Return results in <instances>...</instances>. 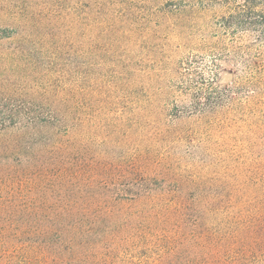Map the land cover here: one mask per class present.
<instances>
[{
  "label": "rangeland",
  "instance_id": "1",
  "mask_svg": "<svg viewBox=\"0 0 264 264\" xmlns=\"http://www.w3.org/2000/svg\"><path fill=\"white\" fill-rule=\"evenodd\" d=\"M260 11L264 0H0V99L63 118L66 158L47 166L67 181L29 201L112 211L103 262L88 264H264ZM39 243L23 236L0 264H62Z\"/></svg>",
  "mask_w": 264,
  "mask_h": 264
},
{
  "label": "trees",
  "instance_id": "2",
  "mask_svg": "<svg viewBox=\"0 0 264 264\" xmlns=\"http://www.w3.org/2000/svg\"><path fill=\"white\" fill-rule=\"evenodd\" d=\"M244 7L247 9V6ZM258 14L260 17L264 15L262 11ZM9 37L6 33L0 39ZM225 90L229 93L226 96L230 95L231 90ZM24 105L14 104L9 98L0 99V222H24L19 228L9 225L0 232L2 236L0 247L4 248L0 250V254H4V257L9 252L17 254L20 249V238L33 236L40 240L39 245L48 252H53V257L62 264H88V260L103 262L102 253L96 252L102 241L111 234V228L104 229L101 226V222H107V218H111V210L101 212L106 208L86 207L83 204L55 206L47 204L48 198H38L40 204L29 201L35 186L46 185L54 180L58 184L67 181V178L65 176L61 178L59 173L49 175L50 168L47 166L50 161L59 165L66 157L59 155L65 147L61 143V134L58 135L56 132L63 124L62 116L32 111ZM70 114L71 112L68 115ZM63 116L67 117L65 114ZM51 127L54 128L50 130L52 135L41 137L42 140L37 144L40 148H34L37 145L33 146L30 141L36 135L48 132V130L41 132L43 129ZM25 155L26 158L23 157ZM118 181L126 182L128 178L121 177ZM107 197L109 196L106 192L100 194L102 200ZM121 197L126 199L125 195ZM38 222L41 223L36 224ZM95 235L102 237L96 240L93 239ZM89 250L93 253H89ZM64 252L67 253V257L59 258ZM90 254L96 256L91 257ZM22 259L27 263L37 260L34 255L32 258L26 255ZM169 259L173 258H166L164 264L172 263H167ZM184 261L180 260L184 264H205L204 261L198 262L193 258Z\"/></svg>",
  "mask_w": 264,
  "mask_h": 264
}]
</instances>
